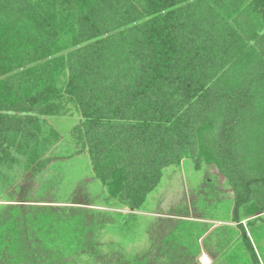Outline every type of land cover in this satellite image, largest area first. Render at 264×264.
Here are the masks:
<instances>
[{
    "label": "trees",
    "instance_id": "obj_1",
    "mask_svg": "<svg viewBox=\"0 0 264 264\" xmlns=\"http://www.w3.org/2000/svg\"><path fill=\"white\" fill-rule=\"evenodd\" d=\"M188 159L233 190L201 186L195 256L264 264V0H0V209L147 212ZM59 217L16 222L14 264H52L34 228Z\"/></svg>",
    "mask_w": 264,
    "mask_h": 264
},
{
    "label": "rangeland",
    "instance_id": "obj_2",
    "mask_svg": "<svg viewBox=\"0 0 264 264\" xmlns=\"http://www.w3.org/2000/svg\"><path fill=\"white\" fill-rule=\"evenodd\" d=\"M59 126L57 124L58 128ZM183 162L180 167L166 169L162 182L148 195L143 208V211L147 212L130 214L125 211L124 215L119 217L118 211L106 210L110 214H103L81 208L70 210L69 219L65 222V218L53 209L50 211L43 208H30L27 212L25 211L24 216L20 215L22 213L19 211L17 217L12 216L14 214L10 211L7 214L6 209H0V231L5 232L0 233V264H14L19 258L16 253H13L14 244L17 241V235L13 229L16 222L23 224V220L35 219L48 223L50 219L58 223L56 220L59 216L62 221L55 224L57 227L55 226L54 230L48 232L46 228L40 231V228H34L37 237L42 240L40 245L48 247L45 249L48 251H43L44 253L40 255L51 259L52 264H118L119 260L122 264H212L213 258L207 253L202 252L199 256H195L192 240L189 239L195 236L194 233L190 235L194 224L188 219H194L193 216L200 215L203 210L204 201L207 199L205 194L201 195L204 191V187L201 188V186L205 185L206 180L216 183V189L223 199L231 198L233 190L225 184L226 179L215 161L206 164L202 171L195 170L189 159ZM89 180L91 178L86 181ZM25 186V184L22 186L23 194L21 192L23 188L18 189L14 191L13 197L21 199L24 196L30 198L38 196L35 193L37 188L29 190ZM86 188L85 184H80L75 190L79 201L88 200ZM88 221L92 224L94 221L96 224L95 229L94 226L90 229L94 237L92 235L89 241L87 225L83 230V239L72 240V233L75 234L79 225L83 228ZM105 227L107 229H103ZM70 241H73L76 249L82 253L70 254V248H68ZM100 242L105 245L104 248L95 246ZM83 243L86 246L82 251L79 246ZM66 250L69 255H66ZM11 253L14 255L12 256ZM4 256H8L11 262L5 263ZM67 258L70 262L65 263L64 260Z\"/></svg>",
    "mask_w": 264,
    "mask_h": 264
}]
</instances>
